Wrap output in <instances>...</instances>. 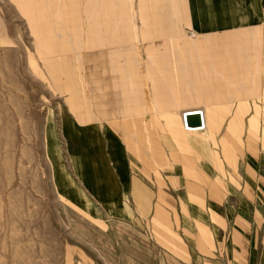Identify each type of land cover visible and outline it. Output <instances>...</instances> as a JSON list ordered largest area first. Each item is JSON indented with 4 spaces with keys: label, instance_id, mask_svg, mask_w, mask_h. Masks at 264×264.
<instances>
[{
    "label": "crops",
    "instance_id": "obj_1",
    "mask_svg": "<svg viewBox=\"0 0 264 264\" xmlns=\"http://www.w3.org/2000/svg\"><path fill=\"white\" fill-rule=\"evenodd\" d=\"M17 4L50 72L88 59L82 96L68 84L80 107L63 129L71 157L63 168L53 156L63 195L124 220L152 207L155 186H176L199 257L264 264V110L252 108L264 104V0ZM197 109L203 125L188 129Z\"/></svg>",
    "mask_w": 264,
    "mask_h": 264
},
{
    "label": "rangeland",
    "instance_id": "obj_2",
    "mask_svg": "<svg viewBox=\"0 0 264 264\" xmlns=\"http://www.w3.org/2000/svg\"><path fill=\"white\" fill-rule=\"evenodd\" d=\"M24 13L0 0V264H212L182 229L185 190L155 186L152 207L124 220L89 215L63 195L53 156L63 168L71 157L63 129L80 107L68 84L82 96L88 59L71 55L69 72L52 60L50 72Z\"/></svg>",
    "mask_w": 264,
    "mask_h": 264
},
{
    "label": "water",
    "instance_id": "obj_3",
    "mask_svg": "<svg viewBox=\"0 0 264 264\" xmlns=\"http://www.w3.org/2000/svg\"><path fill=\"white\" fill-rule=\"evenodd\" d=\"M187 124L191 128L201 127L203 125L201 114L199 112H190L186 115Z\"/></svg>",
    "mask_w": 264,
    "mask_h": 264
},
{
    "label": "built area",
    "instance_id": "obj_4",
    "mask_svg": "<svg viewBox=\"0 0 264 264\" xmlns=\"http://www.w3.org/2000/svg\"><path fill=\"white\" fill-rule=\"evenodd\" d=\"M193 112H194V111H193ZM196 112H199V113L201 114V118H202V112L199 111V110L196 111ZM188 113H190V112H188ZM188 113H187V114H188ZM187 114H186V115H187ZM186 115H185V124H186V127H187L188 129H196V128H191V127L188 126V124H187V119H186ZM201 127H202V126H201ZM197 128H200V127H197Z\"/></svg>",
    "mask_w": 264,
    "mask_h": 264
},
{
    "label": "bare ground",
    "instance_id": "obj_5",
    "mask_svg": "<svg viewBox=\"0 0 264 264\" xmlns=\"http://www.w3.org/2000/svg\"><path fill=\"white\" fill-rule=\"evenodd\" d=\"M198 110V109H197ZM193 111H195V110H193ZM190 114V113H189ZM202 122H204V117H203V114H202ZM205 125V124H204ZM196 129H198V128H196Z\"/></svg>",
    "mask_w": 264,
    "mask_h": 264
}]
</instances>
